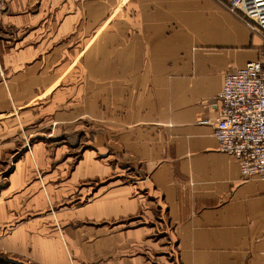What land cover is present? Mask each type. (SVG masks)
I'll return each mask as SVG.
<instances>
[{"label": "crops", "instance_id": "0c3cea01", "mask_svg": "<svg viewBox=\"0 0 264 264\" xmlns=\"http://www.w3.org/2000/svg\"><path fill=\"white\" fill-rule=\"evenodd\" d=\"M224 1L0 0V220L29 162L43 164L45 126L87 146L57 190L32 187L37 206L63 184L71 201L20 251L39 264H264V180L242 177L196 121L264 48ZM32 131L33 160L12 169Z\"/></svg>", "mask_w": 264, "mask_h": 264}, {"label": "built area", "instance_id": "2783aa9c", "mask_svg": "<svg viewBox=\"0 0 264 264\" xmlns=\"http://www.w3.org/2000/svg\"><path fill=\"white\" fill-rule=\"evenodd\" d=\"M223 4L264 39V0ZM217 101L219 111L213 119L201 116L196 121L213 124L219 150L237 160L242 177L264 180V48L255 60L224 76Z\"/></svg>", "mask_w": 264, "mask_h": 264}, {"label": "rangeland", "instance_id": "374dc122", "mask_svg": "<svg viewBox=\"0 0 264 264\" xmlns=\"http://www.w3.org/2000/svg\"><path fill=\"white\" fill-rule=\"evenodd\" d=\"M37 107V111L50 110V106L47 107L46 103L43 108H41V105H38ZM16 111V113H20L18 109ZM48 131L51 132L52 130L47 125L44 128L45 135L42 145V147H44L42 153L43 158L41 159L43 164L37 166L33 161L29 162L30 164L24 169L26 173V182L21 185V187L14 188L11 193L12 200L9 202L10 206L12 203V206L10 207V213H8L11 214V216L6 219L4 217V219L0 220V264H39L29 257V252L26 253L25 251H20L21 240L23 243H28L27 247L29 249L30 244L35 242V238L38 235L41 236L43 233L40 231L37 223L42 221L44 223L48 221L47 219L44 220L42 218L43 215L52 214L53 212L57 213L59 210L65 209L71 201V196H67V193L71 192L72 187H69L67 184H63L66 186L65 188H61L64 189V194L54 196V194L49 193L51 199L48 200V198H45V202L42 207L33 204V201H31L34 196V191H32V187L34 186H38L40 189L44 187L45 189L48 185H50L51 188L53 187L57 190V185H60L59 183L63 182L57 177L69 175V173H71L74 169V163L83 157L84 150L87 149V146L83 141L79 145H76L77 147L74 146L71 140L75 138V135L71 131L70 132L73 135L66 136H63V132L58 135L53 133L49 135ZM32 132L33 135L30 132L22 134V130V143L17 146L18 150L12 152V169L15 162L21 159L22 156L25 157V155H28L29 161L33 160L31 157V148L34 143L38 141V138L34 136L35 132ZM65 132L68 133L67 131ZM95 158L100 159V155L97 153ZM6 176L7 172H3L2 168V172H0V194L6 185ZM97 185L98 183H94L93 188L97 187ZM83 187L85 186L82 184L79 185V183L75 185L76 191L83 190ZM19 188H21L20 190L23 193V196L20 198L17 197ZM44 194L46 195L45 192ZM1 201L3 203L7 202V200ZM21 224L29 226L27 231H24L23 233L16 231L19 229ZM51 230L52 227L48 231L50 232ZM9 237H11L12 242L11 246L8 248L4 245V240Z\"/></svg>", "mask_w": 264, "mask_h": 264}, {"label": "bare ground", "instance_id": "6f19581e", "mask_svg": "<svg viewBox=\"0 0 264 264\" xmlns=\"http://www.w3.org/2000/svg\"><path fill=\"white\" fill-rule=\"evenodd\" d=\"M235 71V70H234ZM215 137V136H214Z\"/></svg>", "mask_w": 264, "mask_h": 264}]
</instances>
